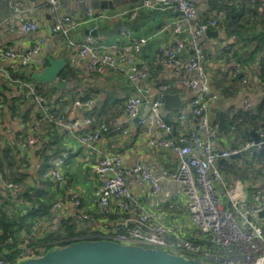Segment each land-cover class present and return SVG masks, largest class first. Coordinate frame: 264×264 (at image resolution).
Returning <instances> with one entry per match:
<instances>
[{
    "label": "crops",
    "instance_id": "obj_1",
    "mask_svg": "<svg viewBox=\"0 0 264 264\" xmlns=\"http://www.w3.org/2000/svg\"><path fill=\"white\" fill-rule=\"evenodd\" d=\"M18 2L23 10H33L39 28L29 34L18 28L10 31L4 22L14 21L11 10L0 0V49L9 48L24 53L40 40L42 54L50 59L62 60L64 66L53 83H36L31 78L36 73L34 66L17 68L13 72L14 78L33 85L51 111L66 112L79 122L90 118L94 125L103 124L107 128V140L98 143L96 150L92 151L76 139L86 130L83 124L80 123L73 134H64L53 124L39 122L33 99L22 101L21 88L0 74V170L4 179L17 180L13 183L21 186V198L28 202L24 208L19 202L21 198L9 200L0 191V205L9 204L13 209L12 217L20 219L25 214L24 210L31 207L27 198L39 199L46 206L56 200L63 204L62 198L70 190L76 192L84 205L89 207L91 198L98 193L103 182V176L94 170L95 162L104 155L116 154L121 157L124 166L131 168L140 164L159 180V192L153 198L149 197L148 188L139 189L132 182L129 183L131 191L141 201L139 207L151 214L160 212L167 226L197 242L180 186L165 177L177 168L176 155L168 149L150 147L148 139L151 135L143 134L137 121L125 114L124 103L135 94L134 86L113 69L89 72L86 60L78 56L76 47L86 36L102 45L123 44L126 40L120 34L122 28L130 32L133 40L146 39V44L133 56L137 65L147 72V77L140 82L145 96L155 99L158 97V87L167 85L169 89L165 94L178 95L182 100L176 109L169 112L163 109V118L172 127L171 134L155 135L153 138L178 139L191 126L178 124L176 117L195 92L188 88L186 75L175 74L163 66L159 49L175 41L170 25L180 18V13L174 7H141L140 0H88L84 4L79 0H59V15L69 16L76 23L69 34L63 36L51 31L52 20L46 0ZM192 2L197 9V22L212 16L213 11L223 12L218 26L210 30L215 33L204 34L200 40L207 53L204 69L208 93L205 101L207 114L217 134L215 147L240 150L245 144L254 142L253 134L264 131V0H233L228 7L223 0ZM87 7L94 12L104 9L105 17L86 18ZM181 55L182 59L188 58L190 50L186 48ZM6 63L0 58V68ZM233 63H239L246 71L247 87L239 80H231L217 72L218 68H230ZM76 99L87 100L90 104L74 106ZM246 99L250 102L249 108L244 107ZM221 114L223 127L219 128ZM31 126L35 129L29 131ZM27 135L39 137L40 147L17 149L15 141H25ZM61 155H66L59 166L65 183L56 187L45 182L41 173L54 166ZM216 166L222 173L223 184L218 185V189L223 205L230 206L225 192L232 187H236L246 201L251 200L255 191L261 193L264 201V155L252 153L243 158L218 160ZM112 206L115 211L112 219L129 217V214L120 213L115 202ZM130 214L135 216L132 212ZM73 230L77 232V226ZM166 238H170V235Z\"/></svg>",
    "mask_w": 264,
    "mask_h": 264
},
{
    "label": "built area",
    "instance_id": "obj_2",
    "mask_svg": "<svg viewBox=\"0 0 264 264\" xmlns=\"http://www.w3.org/2000/svg\"><path fill=\"white\" fill-rule=\"evenodd\" d=\"M1 1L11 10L14 21L4 22L10 31L18 28L29 34L38 30L39 23L33 17V10H23L18 0ZM86 1L88 0H79L82 4ZM232 1L223 0V3L228 7L232 5ZM46 3L52 20L51 31L67 36L76 23L69 16L59 15V0H46ZM140 3L145 8L174 7L181 14L170 25L172 34L176 37L175 41L168 47H161L159 51L163 57V66L175 74L186 75L188 88L195 92L180 108L176 117L178 124L191 126L186 134L178 139L153 138L155 135L171 134L172 127L163 118L161 100L169 86H159L158 97L152 100L145 96L140 86V82L147 77V72L145 68L137 65L133 56L146 44V39L133 40L130 32L122 28L120 34L126 40L123 44L102 45L86 36L76 46L77 54L86 60L89 72H100L103 68L113 69L134 86L135 94L124 103L125 114L137 120V126L143 134L151 135L148 139L150 147L168 149L176 155L177 168L168 172L165 177L180 186V192L187 201L186 211L193 228V237L198 241L192 242L182 236L179 230L167 226L160 212L151 214L139 207L141 201L133 194L129 183L132 182L139 189L148 188L149 197L153 198L159 192L158 178L140 164L128 168L122 164L119 155L108 154L94 164V170L103 176V182L98 193L91 198L89 207L84 205L76 192L67 191L65 198H62L63 204L56 200L50 205L48 215L31 220L29 228L21 230L14 259L7 260L0 254V264H16L42 255L44 248L38 240L45 234L61 231L63 223L66 222L73 227L77 226V231L83 229L86 232L83 237L162 249L205 264H264V215L259 216L264 210L261 193L255 191L251 200L246 201L236 187L229 188L225 194L229 197L230 206L226 207L221 201L218 189V185L223 184L222 173L216 166L218 160L227 159L250 147L253 149L249 154L264 153V141L245 144L240 150L215 147L217 134L211 125L205 101L208 93V79L204 69L207 53L200 40L207 30L218 26L223 12L213 11L212 16L197 22V9L192 0H140ZM85 17L102 19L105 17V10L94 12L87 7ZM41 45L42 41L38 40L24 53H17L9 48L0 49V58L7 61L0 68L1 76L21 88L22 101L33 99L34 106L38 109L39 122L53 124L64 134H73L77 126L83 124L86 130L76 139L95 151L98 143L107 140V128L103 124L94 125L90 118L79 122L66 112L51 111L33 85L14 78L13 72L17 68L34 66L36 73L44 69L47 57L42 54ZM186 48L190 50V55L182 59V51ZM217 72L227 75L231 80H239L246 87L249 84L246 71L239 63H233L230 68H218ZM82 103L85 106L90 104L87 100L83 102V99L73 101L74 106ZM244 107H250L248 99L244 101ZM1 110L0 101V115ZM34 129L35 127H29V131ZM258 136L264 137V131L259 132ZM40 145L41 139L32 135H27L25 141H15L17 149L39 148ZM65 159L66 155L58 157L54 166L41 173L42 179L56 187L62 186L65 178L59 166ZM0 191L5 198L16 200L21 198L22 188L19 184L4 179L0 170ZM19 202L24 208L28 205L23 198ZM113 202L118 205L120 213L129 214V217L112 219L111 216L115 214ZM3 210L8 217H12L13 209L9 204ZM169 235L170 238H166ZM63 236L66 237L65 234Z\"/></svg>",
    "mask_w": 264,
    "mask_h": 264
},
{
    "label": "water",
    "instance_id": "obj_3",
    "mask_svg": "<svg viewBox=\"0 0 264 264\" xmlns=\"http://www.w3.org/2000/svg\"><path fill=\"white\" fill-rule=\"evenodd\" d=\"M181 15V14H180ZM207 30L206 35L214 34ZM62 60L47 58V66L31 75L36 83H53L63 68ZM61 87V84H58ZM163 109L171 111L179 107L178 95L164 94L161 98ZM222 114L219 116V128L223 127ZM137 121V120H136ZM253 143L264 141V137L253 134ZM252 147L240 151L229 158H243L252 151ZM228 158V159H229ZM264 215V210L259 214ZM16 264H205L193 258L172 254L162 249L146 248L137 245H123L109 240H88L53 248L42 255H36Z\"/></svg>",
    "mask_w": 264,
    "mask_h": 264
},
{
    "label": "trees",
    "instance_id": "obj_4",
    "mask_svg": "<svg viewBox=\"0 0 264 264\" xmlns=\"http://www.w3.org/2000/svg\"><path fill=\"white\" fill-rule=\"evenodd\" d=\"M260 154L264 155V153ZM10 181L15 182L17 180L13 178ZM27 200L30 202L31 207L24 210L25 214L20 219L8 217L3 210L4 205H0V254L7 260L14 259L16 255L18 232L22 229H28L31 220L46 216L49 213L50 206H46L39 199L27 198ZM73 228L66 222L63 223L61 231L45 234L42 239H39L38 243L44 248L42 254L50 249L63 247L78 241L102 240L97 237H83L86 234L85 231L74 232Z\"/></svg>",
    "mask_w": 264,
    "mask_h": 264
},
{
    "label": "bare ground",
    "instance_id": "obj_5",
    "mask_svg": "<svg viewBox=\"0 0 264 264\" xmlns=\"http://www.w3.org/2000/svg\"><path fill=\"white\" fill-rule=\"evenodd\" d=\"M31 222V221H30ZM30 225V224H29Z\"/></svg>",
    "mask_w": 264,
    "mask_h": 264
},
{
    "label": "rangeland",
    "instance_id": "obj_6",
    "mask_svg": "<svg viewBox=\"0 0 264 264\" xmlns=\"http://www.w3.org/2000/svg\"><path fill=\"white\" fill-rule=\"evenodd\" d=\"M39 254H41V253H39Z\"/></svg>",
    "mask_w": 264,
    "mask_h": 264
}]
</instances>
